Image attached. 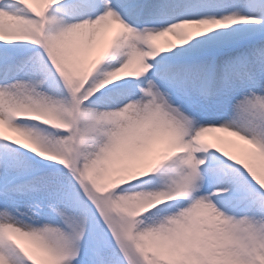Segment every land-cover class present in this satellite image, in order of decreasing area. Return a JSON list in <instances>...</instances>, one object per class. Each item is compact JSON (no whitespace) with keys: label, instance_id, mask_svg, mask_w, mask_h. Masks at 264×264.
<instances>
[{"label":"snow or ice","instance_id":"6c2138e0","mask_svg":"<svg viewBox=\"0 0 264 264\" xmlns=\"http://www.w3.org/2000/svg\"><path fill=\"white\" fill-rule=\"evenodd\" d=\"M0 264H264V0H0Z\"/></svg>","mask_w":264,"mask_h":264}]
</instances>
